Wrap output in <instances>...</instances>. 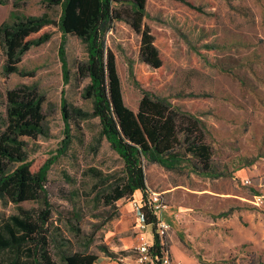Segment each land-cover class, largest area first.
I'll list each match as a JSON object with an SVG mask.
<instances>
[{
  "label": "rangeland",
  "instance_id": "rangeland-1",
  "mask_svg": "<svg viewBox=\"0 0 264 264\" xmlns=\"http://www.w3.org/2000/svg\"><path fill=\"white\" fill-rule=\"evenodd\" d=\"M5 1L0 4V24L10 20L12 12L19 17L46 14L56 23L60 17V4ZM143 22L168 44V50L160 52L163 72L143 86L134 84L131 72L138 62L140 36L124 21L113 23L105 34L124 104L137 112L144 94L164 99L203 123L213 152L214 170L209 174L187 166L170 172L144 161L146 184L160 195L164 204L160 217L170 225L163 242L167 241L169 253L175 243L200 264H264V203H252V196L264 185V0H147ZM48 30L51 38L22 56L18 68L23 75L3 74L5 57L0 47V118L8 90L29 85L43 98L46 138L24 141L34 169L50 162L48 249L58 264H62L63 251L85 249L97 256L96 264H125V258L134 262L138 256L134 221L121 217L132 201L113 206L103 202V195L123 177L124 170L121 158L100 138L98 118L89 116L79 126L72 123L71 142L64 146L67 131L62 100L92 112L91 102L82 97L87 80L77 75V65L86 59L85 45L74 36L64 39L56 24ZM62 43L70 73L67 83L59 56ZM240 171L247 173L251 184L235 179ZM154 172L160 176L159 186L153 181ZM174 183L180 187L167 191ZM227 193L240 194L237 205L223 201L227 196L222 195ZM20 207L38 211L42 205L34 201ZM235 209L238 216L233 221L239 231L222 227L230 223ZM17 214L16 205L0 201V223ZM252 236V242L245 240L224 252L218 250L222 242ZM100 244L109 245L118 256H107L98 249ZM2 257L3 264H11L13 253Z\"/></svg>",
  "mask_w": 264,
  "mask_h": 264
},
{
  "label": "trees",
  "instance_id": "trees-1",
  "mask_svg": "<svg viewBox=\"0 0 264 264\" xmlns=\"http://www.w3.org/2000/svg\"><path fill=\"white\" fill-rule=\"evenodd\" d=\"M61 6L58 22L48 15L17 16L0 24V47L5 60V76L19 73L22 56L32 47H38L51 38L49 27L57 25L62 37L74 36L86 49V59L77 65L80 80H87L82 91L83 99L91 102L92 112L73 107L62 100V118L65 122L66 140L71 124L89 116L97 117L100 138L104 137L123 162V177L112 184L103 195L106 206L119 201H132L134 194H142L140 213L143 221L156 229L157 220L147 204L148 188L144 161L167 170H181L185 166L196 172L212 173V149L205 137V126L196 117L173 108L164 99L144 94L137 112L123 101L121 83L115 58L107 49L105 34L111 25L124 21L140 36L139 58L131 70L136 86L157 79L164 65L161 50H168L162 38L155 37L143 20L147 0H41ZM5 5V0H0ZM63 78L70 80L64 43L59 48ZM43 98L33 86L22 85L5 93V113L0 118V201L17 206L18 214L0 223V264L3 255L13 253L11 264H58L48 249V223L51 204L46 189L50 162L37 169L28 160L24 139L41 142L46 138L42 112ZM65 150V149H64ZM40 201L38 211L20 207L24 202ZM114 215L108 217L107 221ZM98 249L111 258L118 254L109 245ZM122 254L125 253L120 248ZM22 252L27 257L22 258ZM150 253L154 264H162L164 254L171 256L167 241L154 234ZM97 256L86 249L63 251L62 264H96Z\"/></svg>",
  "mask_w": 264,
  "mask_h": 264
},
{
  "label": "built area",
  "instance_id": "built-area-1",
  "mask_svg": "<svg viewBox=\"0 0 264 264\" xmlns=\"http://www.w3.org/2000/svg\"><path fill=\"white\" fill-rule=\"evenodd\" d=\"M244 184H251V180H245ZM252 203L260 206L264 203V185L261 188L260 192L252 196ZM132 204L135 210V224H134V232L138 235V245L136 247L137 250V258L134 262H131L129 259L125 258L123 261L125 264H145L150 263L154 264V258L150 253V248L152 246L154 234H157L161 241L163 242L164 236L166 232L170 229V225L163 220L160 216L164 208V204L160 199V195L157 193H149L147 197V204L153 212V215L156 217L157 225L156 229L153 230L151 225H147L141 216L140 207L141 204L138 201L132 200ZM162 264H181L179 261L174 260L171 256L164 254L161 258Z\"/></svg>",
  "mask_w": 264,
  "mask_h": 264
},
{
  "label": "crops",
  "instance_id": "crops-1",
  "mask_svg": "<svg viewBox=\"0 0 264 264\" xmlns=\"http://www.w3.org/2000/svg\"><path fill=\"white\" fill-rule=\"evenodd\" d=\"M169 171L173 172V171H178V170H169ZM153 177H154L153 181L155 183H157V186H159V184H160V176H159L158 172H157V174H156V172H154ZM235 179L236 180H241V182H243V183L247 179L250 180L248 175H247V173L245 171L237 172ZM178 185H179V183L169 184L168 185L169 188L166 187V188H168L167 191H171V189H175L177 187H180ZM147 188H148V193H152V192L155 193V191L151 190L148 186H147ZM218 195H220V194H218ZM222 196H227V197H222V198H224L223 201H225L226 204H228V205H232V204L237 205V203L239 202L240 197H241L239 193H229V194L227 193V195H222ZM141 198H142V194L139 191H136L135 194H134V200L138 201V200H141ZM226 198H228V199H226ZM138 202H140V201H138ZM237 211L238 210L235 209L233 211V213L230 215V223L226 222V223H224L222 225V227H224V228L225 227H228V228L233 227L237 231L240 230L239 229V225L236 222L233 221V217L238 216ZM123 212H125V213L122 214V216H121L122 219H125V221H128V222H131L132 219H133V221H134L133 226H134L136 218H135V210H134L132 202L130 204H128V205H125V207L123 209ZM189 217L191 219H193L192 216H189ZM245 240H250L252 242L254 240V238L252 236L250 238L247 237L246 239H243V240H239L237 238L236 239H231L230 241L227 240L228 242L220 243L222 247L218 248V250L224 252V251L228 250L229 248H232L235 245L238 246L239 244H241ZM170 254H171V257L174 260L179 261L181 264H200L198 262V260L196 258H194L189 252H187L186 250L178 247L175 243L170 246Z\"/></svg>",
  "mask_w": 264,
  "mask_h": 264
}]
</instances>
